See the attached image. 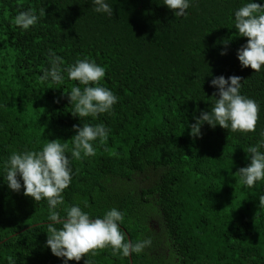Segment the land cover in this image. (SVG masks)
<instances>
[{
    "label": "trees",
    "instance_id": "trees-1",
    "mask_svg": "<svg viewBox=\"0 0 264 264\" xmlns=\"http://www.w3.org/2000/svg\"><path fill=\"white\" fill-rule=\"evenodd\" d=\"M108 2L112 17L95 13L91 0H0V264H64L46 246L47 202L11 190L3 163L48 139L71 148L73 125L83 123H104L110 134L94 156L72 160L66 203L93 217L115 207L128 239H152L130 257L99 250L93 264H264V183L244 188L236 173L264 130V70L242 68L237 57L248 38L233 13L247 0H193L185 17L162 0ZM28 8L46 15L22 32L12 20ZM49 49L66 64L88 57L105 67L102 83L118 97L111 114H72L65 91L77 82L40 80ZM219 75L240 76L241 93L258 102L255 133L205 123L201 137L189 134L210 110Z\"/></svg>",
    "mask_w": 264,
    "mask_h": 264
},
{
    "label": "clouds",
    "instance_id": "clouds-1",
    "mask_svg": "<svg viewBox=\"0 0 264 264\" xmlns=\"http://www.w3.org/2000/svg\"><path fill=\"white\" fill-rule=\"evenodd\" d=\"M161 3L176 17H185L193 0H162ZM91 5L95 13L113 16V7L108 0H91ZM45 15L44 8L38 13L36 9L28 8L18 11L12 23L23 32L37 25ZM233 16L238 35L248 38L237 50L240 65L242 68L250 66L259 73L264 70V4L247 0L234 10ZM225 54V51L221 52V55ZM46 56L48 66L42 69L41 81L58 86L64 85L66 78L77 82L65 91L73 106V115L96 120L101 114L113 112L118 97L102 83L106 77L104 66L88 57L66 64L53 49H49ZM241 81L237 75L227 78L224 75L213 76L210 85L217 89L218 96L214 92L210 110L202 111L195 117V123L189 125V134L193 138L202 136L201 128L205 123L213 128L219 125L230 132H256L260 107L257 101L241 93ZM82 125H73L76 134L71 138V148L58 139H48L39 150L26 148L12 152L3 163L2 177L11 190L19 192L23 187L24 195L37 203L41 200L47 202L46 246L55 256L62 258L64 264L71 260L79 262L85 255L84 264H93L90 256L94 257L104 249H110L113 256L121 258L139 254L151 246L152 239L149 237L136 242L128 239L121 229L124 215L120 210L113 207L102 216L93 217L80 205L65 201L63 193L74 175L72 160L94 156L95 145H105L110 134L104 123ZM259 136L257 143L244 147L250 163L236 172L239 183L247 189L264 183V130L259 132ZM259 207L264 209V194L259 196ZM9 264H16L12 257H9Z\"/></svg>",
    "mask_w": 264,
    "mask_h": 264
},
{
    "label": "rangeland",
    "instance_id": "rangeland-1",
    "mask_svg": "<svg viewBox=\"0 0 264 264\" xmlns=\"http://www.w3.org/2000/svg\"><path fill=\"white\" fill-rule=\"evenodd\" d=\"M152 226H153V227L159 226V225H158V221H157L156 219H154V220L152 221Z\"/></svg>",
    "mask_w": 264,
    "mask_h": 264
},
{
    "label": "flooded vegetation",
    "instance_id": "flooded-vegetation-1",
    "mask_svg": "<svg viewBox=\"0 0 264 264\" xmlns=\"http://www.w3.org/2000/svg\"><path fill=\"white\" fill-rule=\"evenodd\" d=\"M157 227V226H156Z\"/></svg>",
    "mask_w": 264,
    "mask_h": 264
}]
</instances>
